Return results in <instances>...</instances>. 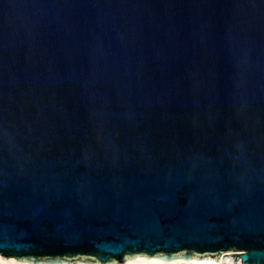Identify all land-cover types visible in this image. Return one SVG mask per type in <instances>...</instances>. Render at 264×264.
<instances>
[{"label": "water", "instance_id": "obj_1", "mask_svg": "<svg viewBox=\"0 0 264 264\" xmlns=\"http://www.w3.org/2000/svg\"><path fill=\"white\" fill-rule=\"evenodd\" d=\"M0 255L264 264V0H0Z\"/></svg>", "mask_w": 264, "mask_h": 264}, {"label": "bare ground", "instance_id": "obj_2", "mask_svg": "<svg viewBox=\"0 0 264 264\" xmlns=\"http://www.w3.org/2000/svg\"><path fill=\"white\" fill-rule=\"evenodd\" d=\"M0 264H28V263L18 261L12 257L7 258V257H3L0 255ZM81 264H85V263H81ZM122 264H220V263L215 262V261H196L193 259L188 260V261L181 260V259L164 261L159 258L152 259V258L137 257V258L130 259Z\"/></svg>", "mask_w": 264, "mask_h": 264}]
</instances>
